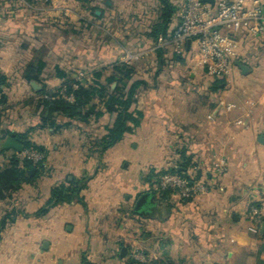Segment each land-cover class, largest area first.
Wrapping results in <instances>:
<instances>
[{
	"label": "crops",
	"instance_id": "obj_1",
	"mask_svg": "<svg viewBox=\"0 0 264 264\" xmlns=\"http://www.w3.org/2000/svg\"><path fill=\"white\" fill-rule=\"evenodd\" d=\"M13 3V0H0V72L7 77V83L2 85L7 97L5 109L13 110L20 102L22 108L16 117H24L26 128L36 124L40 113L44 112L43 107L38 106L39 91L62 84L57 67L67 72L82 68L89 74L115 58L121 59L127 52L144 54L146 47L149 51L154 42L147 32L160 8L159 0H105V5L95 10L98 17L90 18L108 26L117 15L118 25L113 22L112 33L104 42L96 41L88 50L73 48L74 61L63 66L59 64L62 52L58 47L61 42L58 23L50 18L57 15L56 8L52 7L56 11L53 12L39 7L40 10L37 8L34 12L15 7ZM180 11L178 9L173 18L172 30L180 20ZM90 18L88 23L97 26ZM81 20L75 23L77 30L83 24ZM238 40L241 50L236 61L248 65L250 71L243 74L235 61L231 81L237 85L236 93L226 87L213 90L212 83L198 84L193 81V70L188 73L184 68L169 70L174 63L169 55L170 47L166 48L169 52L166 49L155 51L153 73L146 68L136 69V77L146 81L138 91L135 104L143 112L141 123L103 155L94 141L106 133L105 127L114 121L113 114L105 113L88 122L80 119L60 128L34 129L31 139L46 149L47 160L52 164L60 163L64 170L73 167L68 174L87 176V187L83 191L85 204H50L54 185L48 187L43 197L0 199V264H111L112 258L107 259L115 253L118 243L115 239L112 249L100 245L102 238L92 229L100 213L106 215L115 207L120 209L118 196L123 189H132L135 195L145 192L148 187L145 177L150 171L181 168L183 150L198 169L206 172L209 180L215 179V156H224L229 168L208 194L187 202L173 199L164 219L140 215L161 227L165 224L172 238L180 239V233L186 228L187 237L193 235L195 241L204 237L206 242L200 239L198 252L194 253L200 255V264H236L238 251H247L254 254L255 259L260 256L264 260V251L259 252L264 244V231L249 230L248 214L252 202L264 201V104L260 103L264 99V84L260 80L264 60L259 55L263 40L253 36L249 40L238 37ZM50 42L56 45L51 59L58 62L53 73L45 74L46 65L41 72L36 67L28 71L29 63L45 62V44ZM195 48L190 42L187 53L178 56L177 61L189 67L184 57H190L195 67L205 71L197 63ZM9 61L17 64L19 72L6 66ZM28 76L37 78L28 79ZM33 81L41 88L36 89ZM244 95L250 96L241 98ZM17 96L20 98L15 99ZM13 100L18 101L12 103ZM252 101L257 104L251 109ZM227 103H236L239 107L226 110ZM203 110H207L205 116ZM249 111L250 116H246ZM240 118L246 126L235 123ZM13 120L12 123H16ZM260 137L263 140H259ZM8 150L0 147L3 158ZM98 160L103 163L100 167L96 164ZM53 167L46 170L52 173ZM129 252L124 257L119 255L118 260L127 264ZM99 254L107 258L97 260Z\"/></svg>",
	"mask_w": 264,
	"mask_h": 264
},
{
	"label": "trees",
	"instance_id": "obj_2",
	"mask_svg": "<svg viewBox=\"0 0 264 264\" xmlns=\"http://www.w3.org/2000/svg\"><path fill=\"white\" fill-rule=\"evenodd\" d=\"M85 1L88 2L89 0ZM159 3L160 8L158 17L151 24L150 31L147 32V36L154 41L159 36H168L172 32L171 24L178 9L175 5V0H159ZM90 9L89 11L92 12L91 17H98L95 13L97 8L94 9L92 7ZM45 65L46 63L41 60L36 64L29 63L27 65V70L31 71L33 67H36L37 71L41 72ZM56 72L57 76L63 80L62 84L55 89H47L44 87L39 91L38 106H42L44 112L40 113L37 123L28 126L22 131H10L9 135H13L22 143L24 149H36L45 152V155H47L46 149L31 139V132L34 129L49 126L55 128L70 126L75 124L77 120L81 119L83 122H88L89 119H99L105 113H109L115 116L113 123L107 125L105 127L106 133L94 141V145L98 148V152L100 155H103L106 150L121 141L125 134L132 132L140 125L143 112L141 109L135 107V104L137 103L138 91L146 84V81L143 78L136 77L137 70L132 64L115 58L112 62L100 67L97 71L89 73L81 79H76L73 72H67L60 67L56 68ZM29 78L36 79L37 77L28 76V79ZM6 83V75L0 72V95L5 104L7 97L2 85ZM73 83H77L78 87L73 88ZM112 84H115V86L113 87ZM225 86L226 83L224 79H215L211 84L213 90H219ZM62 89H65L66 94L72 93L74 99L71 101L59 96L55 100L50 101L42 97V95L46 93L55 95ZM3 111L0 112V115ZM185 153V150L181 151V168H172L159 172L150 171L145 177V181L148 184L145 192H151L161 204L167 207V209L172 207V195L175 194L176 191L173 189H158L156 186L158 176L164 173H177L182 176L190 177L188 170L193 167L196 168L197 166L193 162L192 157L187 156ZM9 159L10 163L8 165L0 167V199L9 197L19 188V183L23 180L27 182L34 180L43 168L46 157L44 160L37 163L33 162L31 159L17 156H12ZM32 169H36L33 174H31ZM195 170V177H201L203 174L202 170L198 168ZM87 183L88 178L86 176H68L66 181L52 187L49 203L78 202L85 204L83 191L87 187ZM143 192H138L136 198ZM191 200L192 198H180V201L185 202ZM258 203L259 202H252L251 205ZM262 251H264V244L261 246L259 252ZM129 260V264H135V260L131 256ZM152 263L171 264L172 261L170 258H167V260L159 259L156 262L154 257H152L147 264ZM256 264H264V260L258 256Z\"/></svg>",
	"mask_w": 264,
	"mask_h": 264
},
{
	"label": "rangeland",
	"instance_id": "obj_3",
	"mask_svg": "<svg viewBox=\"0 0 264 264\" xmlns=\"http://www.w3.org/2000/svg\"><path fill=\"white\" fill-rule=\"evenodd\" d=\"M28 1L34 3L33 6L37 7L38 10H40L39 9L40 7L44 11L45 9L50 11V9L53 10L52 7H55L56 8L55 10L58 13H61L60 8L66 6V7H70L72 10L77 12L78 17L71 18L67 23L61 24V26H58V24L54 22L55 24H57V29L60 31L58 32L59 34L58 37L61 42L58 44V47L61 49L62 57L59 58L60 60L59 64L63 66L65 65L64 63L70 64L74 61L73 59L74 56L71 54V51L73 48L76 47L77 49L78 47V48L88 50L89 48H92V45H94L96 41L100 42L101 40H103L104 42L105 40L108 39V37L112 33L111 28L113 26V22L115 26H117L119 23L117 15L115 16L116 18H114V20L108 26L104 24L102 21L95 20V18H90V16L92 15V12L89 11L91 10L90 8L93 7L95 9V8H100L99 5L104 6L105 0H97V1L89 0L88 2H86L85 0H50L49 3H46L44 0H28ZM184 2L185 0H176L175 5L177 6L178 9H181ZM13 5L15 7L17 6V7L28 8V7H25L22 4V2L19 0H14ZM178 9H177L176 14H178ZM32 10L35 12L36 8H32ZM55 10H53V12H56ZM79 15H80V18L83 19L81 20L83 24L81 25L80 28H78L79 30H77V28H74V26H75V23H78L80 21L78 20ZM50 18L56 19L55 16H52V15L50 16ZM89 18L91 19L92 22H95L97 26L90 25V23H88ZM102 26L107 27V29H104ZM256 37H259V36H256ZM242 38L244 40H249V36H245ZM55 48H56V45H53L51 42L45 44V63H46L45 74H49V75L52 74L54 66L57 65L55 63H58L54 61L53 59H51V56H50L51 54H53V51H55ZM147 48L148 47H146L144 54H142L139 59L132 61L131 64L136 69L146 68L147 71L149 70L151 71V73H153L152 69L155 65L154 57L157 51L156 52L148 51ZM166 50H168L169 52V49H166ZM35 54H39L43 56L41 52H36ZM169 55H170V58L174 60L173 67L171 68L168 67L169 70L170 69L179 70V69L184 68L187 70L186 71L187 73L193 70V72L195 73V77L193 81L198 82V84L213 83V81L215 80L210 75H208L206 71H202L200 68L195 67L194 62L191 60L190 57H187V56L184 57L189 67H183L182 64L181 63L179 64V61H177L179 58L178 56H176L174 53H171V52L169 53ZM259 55H260L261 60H264V45L259 49ZM12 64L13 63L9 61L6 66H8L11 70H15V72H19L20 68H18L17 64L16 63H14L13 65ZM0 66H1V61H0ZM2 70L6 71V69H2ZM85 71L86 70L81 68V69H77L76 72H73V71L72 72L74 75L82 72L84 76H87L88 74ZM190 80L191 81L189 84L192 83V79ZM260 80L264 84V68H263V75L262 77H260ZM225 83H226L225 87L227 90H229V92L236 93L234 89L237 85L235 84L234 81H230V82L225 81ZM248 96L250 95H244V96H241V98H245ZM19 98L20 97L17 96L15 99H19ZM16 101L18 100H13L12 103ZM20 108H22V106L20 105V102H19L18 105L13 108V110L6 111V109H4L3 113L0 115V140L3 139L5 136L9 135L10 131H13V130L22 131L26 128L25 121L23 119L24 117L23 116L16 117V115L20 113L18 111ZM206 112L207 110H203L204 116ZM13 119H15L16 123H12ZM8 151H9L8 154H4L5 155L4 158L1 156L2 154H0V167H4L8 165L10 163V159H9L10 157L12 156L19 157L16 150L9 149ZM96 164L99 167L103 165L101 160H98ZM53 165H55L56 168H54ZM47 167L48 168L53 167L52 173L46 170ZM61 168L62 167L60 163L52 164L50 159L49 160L46 159L43 163V168L41 169L40 173L37 174L36 178L32 180L31 182L29 181L27 182L25 180L20 182L19 188L15 190L9 197L11 198H20V197L21 198L23 197L36 198V197L45 196V193L47 192V189L48 187H50V185H54V186L59 185L61 182L66 181L68 176L72 175L68 173H71V169L73 170V167L68 170L67 169L64 170ZM196 168L195 167L190 168L189 170L191 171H189V174L195 175ZM202 173H203L202 177L205 176L206 172L202 171ZM135 194L136 192H134L132 189L121 190L118 196V199L120 202V205H119L120 209L116 210L117 208L115 207L113 208L114 209L113 212L110 211L106 215H103L100 213L99 217L97 218L99 219L98 223L95 222L96 224L95 225L93 224L94 226L92 227V229L94 231L96 230L97 233H99V235L102 238V243L100 244L102 247H108V248L111 247L109 249H112L113 243L115 242L118 243L115 249V253H113L111 257H109L110 255L108 256L107 260L112 258L111 259L112 262H109V263L123 264L121 263V261L118 260L120 251H117V249L118 247L121 248V246L122 247L126 246L128 247V252L131 250V248L132 249H135V248L143 249L149 254V256L154 257L156 262L159 259L167 260V258H170L172 261L171 264H200L202 262V260L200 259V255L194 254V253L198 252L197 245H199L198 244L199 242H202V241L206 242L205 238L200 237L202 241L199 238L195 241L193 239V235H189V237H187L188 235L187 228L184 231H182V233H180L181 234L180 239L175 236H174L175 238H172L173 236L170 235L168 227L164 226L165 224H162V227H161L153 220H150L149 218H144L139 213H136L134 211L135 200H136ZM173 199L180 200V197L175 193L172 195V200ZM122 216H125V218H121ZM106 234L109 237L104 236ZM195 243L196 245H194ZM191 250L193 251L195 250V251L192 253ZM103 255L104 254L102 255L99 254V257L97 258V260H101L102 258H107ZM237 260L238 262L236 264H256L255 255L250 254L247 251H242V252L238 251ZM126 263L127 264L130 263L129 258H128V262Z\"/></svg>",
	"mask_w": 264,
	"mask_h": 264
},
{
	"label": "built area",
	"instance_id": "obj_4",
	"mask_svg": "<svg viewBox=\"0 0 264 264\" xmlns=\"http://www.w3.org/2000/svg\"><path fill=\"white\" fill-rule=\"evenodd\" d=\"M25 7L36 8L34 3L28 0H19ZM49 3L50 0H44ZM61 13L55 15L56 22L67 23L71 18L78 17L76 11L70 7H61ZM60 18V19H59ZM63 20H62V19ZM80 15L78 20H80ZM256 37L263 40L264 45V0H215L214 4L203 0H185L181 11L180 20L176 27L168 36H159L149 48V51H158L170 47L172 53L177 56L187 53L188 41L195 45V57L197 63L205 69L208 75L214 79H224L231 81L235 61L240 54L241 44L238 37ZM141 53L127 52L121 57V61L132 63L140 57ZM84 77L82 72L75 75L76 79ZM73 88L78 84L73 83ZM62 96L68 100H73L72 93L66 94L62 89L57 94L46 93L43 98L50 101ZM264 104V99L260 102ZM257 102H250V108L256 106ZM226 110L238 108L236 103L224 105ZM6 108L0 95V112ZM250 111L246 116H250ZM212 117V116H210ZM237 125L246 126L243 119L235 121ZM20 158H28L37 163L45 159V152L36 149H23L17 152ZM228 161L224 156H215L213 168L215 179L209 180L207 175L201 177L182 176L177 173H164L158 176V189H173L180 198L189 199L208 194L215 188L216 180L224 175L228 170ZM249 230L259 233L264 222V201L250 205L249 210ZM131 257L135 264H147L151 256L143 249L130 250Z\"/></svg>",
	"mask_w": 264,
	"mask_h": 264
},
{
	"label": "water",
	"instance_id": "obj_5",
	"mask_svg": "<svg viewBox=\"0 0 264 264\" xmlns=\"http://www.w3.org/2000/svg\"><path fill=\"white\" fill-rule=\"evenodd\" d=\"M204 2H208L211 4L215 3V0H203ZM190 40L188 41V46L190 44ZM236 64L240 67L243 74H247L250 71L248 65L243 64L239 61H236ZM33 86L36 89H40L41 86L36 82H32ZM259 140H263L260 137ZM1 149H14L17 152H21L24 149L22 143H20L13 135H7L3 139L0 140ZM36 169L31 170V174H33ZM134 209L138 211L141 215L149 218H158L164 219L167 216V208L163 206L156 198L153 196L151 192H143L137 200ZM264 231V222L261 225V232ZM128 253V247L123 246L120 251V256L124 257Z\"/></svg>",
	"mask_w": 264,
	"mask_h": 264
},
{
	"label": "flooded vegetation",
	"instance_id": "obj_6",
	"mask_svg": "<svg viewBox=\"0 0 264 264\" xmlns=\"http://www.w3.org/2000/svg\"><path fill=\"white\" fill-rule=\"evenodd\" d=\"M154 196V195H153ZM140 197V196H139ZM138 197V198H139ZM138 198H137V200H138ZM137 200L135 201V204L137 203ZM135 207V206H134ZM134 211L136 212V213H139L138 211H136L135 209H134ZM140 214V213H139Z\"/></svg>",
	"mask_w": 264,
	"mask_h": 264
}]
</instances>
